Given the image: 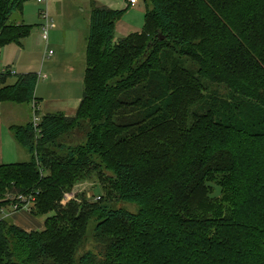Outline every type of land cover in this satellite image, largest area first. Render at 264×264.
I'll use <instances>...</instances> for the list:
<instances>
[{
  "label": "trees",
  "instance_id": "16d2710c",
  "mask_svg": "<svg viewBox=\"0 0 264 264\" xmlns=\"http://www.w3.org/2000/svg\"><path fill=\"white\" fill-rule=\"evenodd\" d=\"M27 1L0 0V47L30 34L9 21ZM144 2L142 29L114 40L129 5L90 0L74 115L9 127L30 159L0 164V264H264V0ZM37 81L0 74V103L38 115ZM209 84L229 99H207ZM132 104L144 113L123 121ZM94 172L136 210L83 194L61 203ZM18 195L30 215L51 214L42 229L4 216Z\"/></svg>",
  "mask_w": 264,
  "mask_h": 264
},
{
  "label": "rangeland",
  "instance_id": "374dc122",
  "mask_svg": "<svg viewBox=\"0 0 264 264\" xmlns=\"http://www.w3.org/2000/svg\"><path fill=\"white\" fill-rule=\"evenodd\" d=\"M51 1V2H50ZM112 8L123 9L124 0H113ZM50 2V5H49ZM107 0H97L99 5H107ZM53 21V27L49 31L48 49L53 51V55L46 57L45 42L41 37V29H38L37 24L42 20L39 16L40 9H45ZM28 9L30 15H28ZM25 15L27 13L26 24L32 25L30 34L21 41L23 49L20 51L19 44L10 43L2 46L0 54V63L2 67L8 64L12 67L14 59L18 51L21 52L20 65L13 66L15 73L35 72L40 73L39 81L36 85V96L39 99L38 117L47 112H69V104L81 100L83 91V74L85 70V48L86 38L89 28L90 16V0H48L46 2L37 3L36 0H29L24 5ZM145 2L137 0L135 7L130 6L123 16L116 22L114 40L123 37L128 33L140 31L144 24ZM18 12L12 13L9 21L16 22L20 20ZM8 65V66H9ZM185 67L194 69L191 62H185ZM1 67V68H2ZM12 69V68H11ZM44 75V77H43ZM15 76L9 77L7 84L15 81ZM209 89L203 92L207 99L225 98L229 99L227 89L222 85H210ZM139 97V92L136 90L131 93V102L135 101V97ZM136 98V99H137ZM69 103V104H68ZM78 103V102H77ZM79 104V103H78ZM197 104L193 105L196 106ZM191 106L189 109L194 108ZM72 107V106H71ZM142 113L143 108L138 104H132L123 112V121H132L137 119ZM32 120V110L28 104L0 103V126L4 125L3 136L0 138L1 143L6 144L5 139L11 138V151L9 148H0L4 155L3 163L27 162L30 159L28 152L15 142L10 125H24ZM6 125V126H5ZM9 125V126H8ZM8 126V127H7ZM136 130V129H135ZM9 132V133H8ZM74 134L70 137L73 143H82L85 141L79 132L73 131ZM10 136V137H9ZM69 139V138H68ZM7 149V150H6ZM7 152H9L7 154ZM84 195L88 200L95 201L98 196L107 201L113 207L131 208L132 211L136 207H129L126 204L118 202L115 196L109 191L105 181L99 177V174L94 172L88 177L82 178L75 183L72 189L67 192L61 203L65 204L70 200H78L77 197ZM9 210L4 212L8 214ZM47 215L33 216L26 210L15 211L6 215L7 220L23 229H42L44 220ZM93 225H89L88 232L91 233ZM87 248L85 247V250Z\"/></svg>",
  "mask_w": 264,
  "mask_h": 264
},
{
  "label": "built area",
  "instance_id": "2783aa9c",
  "mask_svg": "<svg viewBox=\"0 0 264 264\" xmlns=\"http://www.w3.org/2000/svg\"><path fill=\"white\" fill-rule=\"evenodd\" d=\"M38 3H43L46 2V0H36ZM127 1V5L131 6L137 3V0H126ZM39 16L42 20V22L40 23V29H41V37L43 39V41L45 42V48H46V57H49L53 54V51L51 49H48V38H49V31L52 29L53 27V21L49 15V12L47 10V7L45 9H40L39 11ZM9 72L10 74H15V71L11 68H6V67H0V74L2 73H7ZM44 77V75H43ZM32 122H33V126L36 127L38 122H39V117L36 114L34 107L32 109ZM16 202L10 204L9 206V213L15 212V211H20V210H26L29 211L30 209V205L32 204L31 201H29L28 197L22 196V195H18L16 196V198L14 199ZM5 214V215H8ZM4 215V216H5Z\"/></svg>",
  "mask_w": 264,
  "mask_h": 264
},
{
  "label": "crops",
  "instance_id": "0c3cea01",
  "mask_svg": "<svg viewBox=\"0 0 264 264\" xmlns=\"http://www.w3.org/2000/svg\"><path fill=\"white\" fill-rule=\"evenodd\" d=\"M96 2H97V0H95ZM108 2H107V5H105V6H107V7H109V8H112V6H113V4H114V1L113 0H107ZM125 1V3H124V8L127 6V1L126 0H124ZM51 2V1H50ZM50 2H49V5H50ZM38 3V2H37ZM47 4H48V0H46V6H47ZM137 4V3H136ZM136 4H134V5H131V6H133V7H135L136 6ZM130 7V6H129ZM112 9H116V8H112ZM30 10L28 9V15L29 16H31L30 14ZM21 20L25 23L26 22V18H27V13H26V15H25V12H24V6H23V10H22V14H21ZM26 24V23H25ZM37 27H38V29H40V24L38 23L37 24ZM25 39V38H24ZM23 39V40H24ZM19 46H20V51L23 49V51H24V48H23V42L22 43H20L19 44ZM20 51H18L17 52V54H16V56H15V59H14V65H16L17 64V66L18 65H20V55H21V52ZM2 53V47H0V54ZM54 54V53H53ZM52 54V55H53ZM1 64L2 63H0V67H2L1 66ZM9 65V64H8ZM5 66L6 68H12L13 69V66L11 67L10 65L9 66ZM15 71V70H14ZM18 74V73H17ZM20 74H22V73H20ZM39 76H40V73H38V81H39ZM41 78H42V75L40 76ZM36 89H35V97L37 98V96H36ZM37 101H38V107H39V99L37 98ZM77 102L79 103V100H77ZM77 102H74L73 104H69V106H68V110H69V112H67V113H64L65 115H67V116H72V115H74V113H75V111H76V109H77V107H78V103ZM72 106V107H71ZM6 126V125H5ZM9 126V125H8ZM7 126V127H8ZM11 126V125H10ZM9 126V127H10ZM9 127H8V129H9ZM3 128H4V125L3 124H1V126H0V138H2V136H3ZM9 131H10V129H9ZM9 133V132H8ZM10 137V136H9ZM10 139L11 138H6L5 139V142H6V144H3V143H1V140H0V148H2V145L4 146V147H7V148H9V152L11 151V146H12V144L10 143ZM16 142V141H15ZM13 147V146H12ZM7 150V149H6ZM9 152H7V154L9 153ZM3 158H4V155H3V153L1 152V150H0V164H9V163H3L4 161H3ZM25 230H27V229H25ZM30 230H34V229H30Z\"/></svg>",
  "mask_w": 264,
  "mask_h": 264
}]
</instances>
